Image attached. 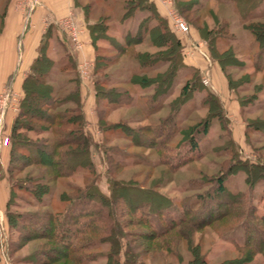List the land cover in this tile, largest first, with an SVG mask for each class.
Instances as JSON below:
<instances>
[{"label":"trees","instance_id":"trees-1","mask_svg":"<svg viewBox=\"0 0 264 264\" xmlns=\"http://www.w3.org/2000/svg\"><path fill=\"white\" fill-rule=\"evenodd\" d=\"M123 1L121 20L137 18L139 13L146 14L141 17L135 30L126 32L125 44H114L112 40L110 43L116 46L118 52L129 55L132 48L148 38L150 46L161 50L153 53L137 51L131 55V59L141 66L142 71H147L132 73L128 79H117L116 85L110 89H105L104 85L112 84L114 79L109 81L110 77L96 76L93 80L98 129L103 137L100 143L95 141L87 128L81 80L77 74H70L76 62L70 58L67 50V60L66 57L59 60L52 58L48 52V33L44 34L38 55L23 81V96L9 134V176L5 177L10 184L7 200L10 227L18 228L16 234L21 240L20 245L39 242L28 258L32 264H92L101 256H104L106 264H144L141 257L148 254H152L153 258L164 259V264H172V261L166 260V254L175 258L177 264H248L257 254L264 256V211L259 212L251 192L256 183L264 181V161L242 159L239 152L237 156L235 149L238 150L239 146L232 136L222 102L217 93L203 83L202 74L198 70H192L191 76L174 95L179 73L186 67L181 39L172 31L169 21L161 15L153 0ZM240 1L245 6L247 4L246 10L250 12L262 4L261 0ZM174 2L182 15L183 11L200 10L199 0ZM5 11L6 6L0 12V19ZM187 14L183 15L184 18L207 41L210 56L221 66L229 88L237 91L241 84L250 83L248 77L235 80L231 73V68H244L247 63L232 45L238 37L236 32L231 31L230 23L226 21L218 24L215 19V26L210 27L204 22L206 28H203L197 25L199 15L191 17L190 13ZM242 16L245 17L242 21L243 29L254 40L255 51L250 54L251 65L254 71L263 72L262 14L242 13ZM103 19L107 20V17ZM100 25L96 21L88 24L93 43L99 38L100 30L104 33L107 31V27L100 29ZM95 63V74L107 66L105 59H101L98 54ZM160 67L165 69L161 71ZM56 71L57 74L68 76L65 85L55 84L58 80ZM123 83L150 91L141 93L136 100L137 95L130 88H119ZM261 90L263 86L259 83L254 86L255 92L250 98L242 99L238 96L241 108H247L249 102L256 101ZM198 93H202L200 106L206 109V115L195 123L180 126L183 106ZM130 105L138 106L146 117H152L163 108H167V112L156 122L140 127L109 120L108 113L112 108ZM215 124L220 125L222 132L227 134L224 146L220 147L222 152L230 150L236 157L233 164L226 168L225 175L221 173L207 178V184L204 181L205 186H208L206 190L195 189L193 195L176 201L158 190L165 182L154 181L147 188L137 181L114 177L115 170L139 163L153 167L165 166L170 172H176L188 162L202 157V144ZM263 126L264 123L258 121L248 123L246 128L264 135ZM111 136H128L131 140L129 146L152 149L157 156L155 163L151 164L142 154H129L110 145L108 139ZM95 150L102 152L107 163L108 192L103 191L99 184L100 176L93 156ZM28 168H33V172L25 179H18L17 173ZM240 172L244 173L243 181L248 189H230L227 175ZM79 175L82 176V184L65 183L67 189L58 194L57 202L47 201V196L54 195L55 182L66 178L74 180ZM196 180L190 179V182ZM15 189L32 194L37 201L35 205L44 211L14 213L10 207L18 196ZM262 195L264 198V188ZM212 202L216 203V208ZM122 204L124 210H120ZM33 220L39 223L38 227ZM237 223H241L243 229L242 242L233 241L238 256L221 263L209 262L201 252L200 244H194L192 237L187 236L183 230L187 227L192 233L216 224L215 230L224 235ZM134 224L143 229H127ZM127 235L132 236V239H127ZM180 240H183L191 254L187 261L179 250ZM105 244L108 245L107 249L100 250ZM139 248L140 251L136 252L135 249Z\"/></svg>","mask_w":264,"mask_h":264},{"label":"rangeland","instance_id":"rangeland-1","mask_svg":"<svg viewBox=\"0 0 264 264\" xmlns=\"http://www.w3.org/2000/svg\"><path fill=\"white\" fill-rule=\"evenodd\" d=\"M10 0H1L0 2V12H3L5 9V6H7L8 2ZM112 1V0H111ZM173 3V6H175L174 0H170ZM182 2H189L191 0H180ZM199 0V6L200 10L198 12H186L183 11V15L187 14L189 16H195L199 15L197 25H200L203 28H206V25H204V22L209 24L210 27L215 26V19L216 23H224L229 22L232 26L231 31H234L237 33L238 40L234 41L232 43L233 47L236 49L237 53L242 57V59H245L247 65L244 68H231V73L233 75V78L235 80L244 79L245 77H248L250 80V83H247L246 85L243 83L241 84V88L237 91H233L230 89L228 99H223V94H221L226 115L229 117L230 124L229 127L232 132V136L237 143L238 150L235 149V153L238 156L242 155V159H251L252 161L257 160H263L264 161V135L261 132L257 131H250L248 127V123L251 122H258L264 123V71L263 72H257L254 71V68L251 65V59L250 54H252L255 51V47L253 48V37L246 32V30L243 29L242 21L245 20V17L242 16V13H255L262 14V17L260 18L262 21H264V0H261L262 4L255 9V11H248L246 10L247 4H243L240 0ZM29 0H19L20 5H25L28 3ZM79 3L83 5L84 11L87 14V17L85 18L88 22L89 20L93 23L100 22L99 28L105 26L107 27V30L105 33L101 30L99 31V38L95 39L98 45L95 49V56L98 54L101 59H105V62L107 63V66L101 70L99 74H95V56L94 59H90V62H92L91 65V73H92V84L93 80L96 76L100 78L110 77V80L113 83L112 84H105V89H110L113 85H116L117 79H128L129 76L132 73L136 72H146L147 70H143L139 64L134 61L131 55L135 54L137 51H149L150 53L156 52L158 50H161L160 48L150 46L148 43V38H145V42L138 44L136 47L132 48V52L127 54H122L118 52L116 49V46L114 44L122 43L125 44V35L128 30H135L136 26L138 25V22L141 20V17H143L146 13H139L137 18L134 19H127V20H121V16H119V13L117 14L116 9H118L119 12L122 13V6L124 5L123 0H117V2H113V5L111 7V12H109V3H103L99 0H79ZM164 14L163 16L165 19L169 21V25L172 29V31L176 34H179L180 38L181 35L183 36L182 39V53L184 56L185 52H189L188 56H198L199 59L202 60L203 64L206 65L205 73L202 74L201 79L203 77H206L208 80L207 86L211 87L212 89H218V83H216L211 80L210 78V70L212 69V64L210 62H214V60L211 58L207 41L202 38H199V41L203 43L202 51L199 50V48L196 50L194 49V42H195V36H191V32L189 34H181L174 30L172 27V23L169 20V17L167 16L166 12V6H163ZM26 9V13H30L31 5H29ZM34 8V6H33ZM178 14L182 16V18L186 21V23L190 27V31L193 29V32L196 30L192 27V25L184 18V16L177 10ZM75 15V14H74ZM215 16V17H214ZM103 17H107V20L103 19ZM251 18V17H250ZM76 23L81 27L82 33H81V39L83 40V35L86 34L88 30V25H84L82 22L79 21L77 16H75ZM249 19V17H248ZM257 19V18H255ZM104 20V21H103ZM122 21V25L118 21ZM81 23V24H80ZM208 28V27H207ZM56 29L60 31L62 34L64 41H66V49L70 53V58L72 57L74 61L76 62V67L73 69V73L71 72V75L77 74L80 78V74L78 71V64L82 62V60L78 59L77 51H80L81 48H76L72 40L68 37L66 33H64L58 25H56ZM104 30V31H105ZM230 31V32H231ZM134 32V31H133ZM197 35V32L194 33ZM230 35V33L228 34ZM114 41V44L112 45L110 42ZM84 44V41H83ZM222 47V45L220 44ZM56 50L54 51V57L56 56ZM162 51H166L165 49H162ZM199 55H198V54ZM191 54V55H189ZM66 57V54H65ZM66 60L68 57L65 58ZM193 59V58H192ZM191 59V60H192ZM58 60V57L56 58ZM103 63V61H101ZM103 65V64H102ZM104 66V65H103ZM161 71L165 69V67H160ZM192 74L191 69L184 68L180 71L179 76L176 81V89L174 94L178 92V89L184 85L186 82V79L190 77ZM56 76L58 78L57 82L55 83L57 86H63L64 83L68 81V76H63V74L59 73ZM81 80V79H80ZM224 86L227 85L226 79L222 78ZM90 82V81H89ZM246 83V82H245ZM261 84L263 86V90L259 92V97L254 102H249L247 105V108H236L238 104L235 103V100H237L238 96L242 99H248L254 94V86L256 84ZM217 88H216V87ZM130 88L132 92H134L137 96L135 97L136 100L139 98V95L143 92L150 91V89H143L140 87L132 86L128 83H123V85L119 86V88ZM7 90H11L15 92L12 88H6ZM227 89V88H226ZM202 93H198L195 98L190 100L185 106H183L181 115L179 118L180 126L186 125L188 123L192 124L197 121L203 116L206 115V109H203L200 106V99H201ZM21 102V97H20ZM19 102V106H20ZM234 103V105H233ZM96 106V105H95ZM235 108H233V107ZM238 107V106H237ZM13 112L14 110H10ZM9 111V112H10ZM19 109L15 112L18 113ZM8 112V113H9ZM95 112L97 113V106L95 107ZM167 112V108L160 109V111L157 114H154L152 117H146L145 113L139 109L138 106H122L120 108H112L110 112L108 113V118L111 122H124L129 123L132 126L140 127L142 125L148 124L150 122H156L160 116L165 115ZM6 116V125L2 129L1 136L2 135H8L10 140V131L11 129L8 128L7 123V117ZM264 127V126H263ZM246 129H248V132L246 133ZM264 129V128H263ZM89 133L93 136L95 141H98L102 143L103 137L100 132L98 131L97 127L94 125H90L88 128ZM222 129L220 125L215 124L213 128L210 131V134L208 135V138L205 142H203L204 152L200 153L202 157L188 162L181 168H179L176 172H170L167 167L165 166H158L153 167L152 165H144L143 163L135 164L132 166H127L126 168H122L120 170H115L116 173H113L114 177L126 180V181H137L140 184L145 185V187L152 186L154 184V181H157L158 183L165 182V185L163 187L158 188V190L162 193H164L166 196L173 198L176 201H182L184 198H187L194 193H196L195 189L199 191V189L206 190L208 186H205L208 181L207 178H211L213 176L222 175L221 173H226V168L228 165L233 164L234 158L236 157L235 153L226 150L222 152L221 148L224 146L225 140L227 139L226 132H222ZM221 133V134H220ZM224 133L223 137L221 136ZM130 134V133H129ZM130 138L128 136H122L119 138H114L113 136L108 139V142L110 145L117 146L119 150L129 153V154H142L144 158L148 159L152 163H155L157 156L156 153L152 149H143L139 147H132L130 145ZM9 149H10V141L8 145H3L0 142V184H4L5 180H7V196L9 199V193H10V184L8 182V164H9ZM204 153V155H203ZM94 156V163L95 167L97 169V172L99 173V184L103 191L108 192V181H107V163L104 161L102 152H99L98 150H95L93 153ZM237 165V164H236ZM7 167V168H6ZM31 169L28 168L25 171H21L17 173L18 179H25L29 173L33 172ZM2 171V172H1ZM5 171V172H3ZM4 175V176H3ZM7 175V177H5ZM225 175V174H224ZM229 178L227 180V185L230 189L234 190H245L248 189V186L245 185L243 181L244 173L240 172L238 174H231L227 175ZM7 178V179H6ZM190 179H197L195 182H190ZM82 176L79 175L74 180H68L66 179H59L53 186H55V192L54 195L47 196V201L49 202H57L58 194L67 189V186L65 183H79L82 184ZM205 181V183H204ZM264 188V181H260L254 185V187L251 189L252 195H254V203L257 204L259 212L264 211V198L262 195V191ZM6 189L4 190V192ZM247 191V190H246ZM15 192L17 193V198L14 203H12L10 209L16 213H42L44 211L43 208L35 205L37 201L35 200L34 196L29 193H25L24 191H21L19 189H15ZM214 208H216V203L212 202ZM64 206V205H63ZM123 204L120 205V210L123 209ZM7 204L3 207H0V264H32L28 258L32 255L34 250L36 249L37 245H39V242L32 241L24 245H20L21 240L17 236L18 228H11L8 217H7ZM21 220L19 219V223ZM35 222V223H34ZM33 223L37 225L38 222L33 220ZM218 225V223H216ZM216 224H212L210 226L203 227L199 231H195L191 233V230L189 231L187 227H185L184 233L187 234V236L192 237V241L194 244H200L201 252L206 256V259L211 263H221L223 261H226L228 259H233L238 256V252L236 250V246L233 241L242 242L243 239V229L242 224L237 223L235 224V227L231 230L225 233L224 235H220L216 230ZM127 229H143L140 225L134 224L127 227ZM17 231V232H16ZM178 237V236H177ZM127 239H132V236L127 235ZM134 247V243H132ZM17 247V248H16ZM108 245H102L100 247V250H106ZM178 248V247H177ZM141 248L135 249L136 252H139ZM176 249V247L174 248ZM179 250L181 251L183 258L185 261L189 260L191 258V254L188 251L187 247L185 246V243L183 240H180L179 242ZM167 259L172 261V264L176 263V259L172 256L165 255ZM144 264H164L163 260L161 258H153L152 254H148L145 257H141ZM92 264H106V260L104 256H101L99 259L94 261ZM248 264H264V256L262 254H257V256Z\"/></svg>","mask_w":264,"mask_h":264},{"label":"crops","instance_id":"crops-1","mask_svg":"<svg viewBox=\"0 0 264 264\" xmlns=\"http://www.w3.org/2000/svg\"><path fill=\"white\" fill-rule=\"evenodd\" d=\"M99 1L103 3H109V12H111V2H117V0ZM153 1L156 3L158 11L161 13V15H163L164 7L160 1ZM29 5H31V9H29L30 13H26V9H28L27 7ZM32 6L33 1L31 0H29V2L25 5H20L19 0H10L6 6L4 15L0 19V92L7 87H10L20 95L21 99L23 96V81L28 75L33 62L38 55V50L45 33H48L49 55L54 59L58 57V60L65 57L67 50L65 47L66 41H64L60 31L56 29L58 19L66 16L69 13H73L75 16H77L80 22L86 25V27L88 24L93 23L90 20L88 22L86 21L84 14L86 12L84 11V6L79 3V0H36L34 8ZM118 9H120V7L116 9V13H119V16H121L122 13L119 12L120 10L118 11ZM118 22L120 25H122V21L119 20ZM190 32L191 36H195L194 49L196 50L198 47L199 50L202 51L204 44L199 41V38L201 39L200 35L197 31H195L197 32V35H195L193 29ZM176 35L180 38L179 34L176 33ZM180 39L185 41L186 38L183 39V36L181 35ZM83 41L84 44L82 49L77 51L78 59H94L95 45H98V43L96 41L93 43L88 30L86 34L83 35ZM55 49H57L55 53L57 57L53 56ZM188 53L189 52H185L183 56V62L186 65L185 68L191 70L196 69L201 74H204L206 70L205 63L203 64L201 59L198 61V59H196L198 56L193 54L192 56L187 57L186 55H188ZM210 64H212V69L209 72L210 78L216 83V85L218 83L217 86L219 91L216 89L213 90L219 96L225 110L221 94H223V99L230 98V88L228 86V82L226 86L223 84L222 78L225 80L226 76L223 73L219 63L214 61L213 63L210 62ZM80 89L81 98L83 101V109L87 120V128H89L90 125H94L98 129L99 117L98 113L95 112L96 97L92 81L86 82L81 80ZM235 103L238 104V107L235 106L237 109L239 107L241 108L238 99L235 100ZM8 114V128L11 129L17 112L10 111ZM227 118L229 120L228 116ZM7 184V180H5L4 184H0V207H3V204H7ZM5 189L6 191L4 192Z\"/></svg>","mask_w":264,"mask_h":264},{"label":"built area","instance_id":"built-area-1","mask_svg":"<svg viewBox=\"0 0 264 264\" xmlns=\"http://www.w3.org/2000/svg\"><path fill=\"white\" fill-rule=\"evenodd\" d=\"M33 1V6L36 3V0ZM162 6H166L167 16L172 23V27L178 33L189 34L190 27L186 23V21L182 18L181 15L178 14L177 9L173 6L172 1L170 0H159ZM32 6V7H33ZM57 25L60 29L68 35V37L72 40L76 48H81L83 46V40L81 39V33L83 32L81 27L76 23L75 15L73 13H69L66 16L58 19ZM91 65L92 62L90 60H82L78 64V71L80 74V79L82 81H92V73H91ZM205 85L208 84V80L206 77L202 79ZM20 95L17 92H13L11 90L4 89L0 92V142L3 145L9 144L8 135H2V129L6 125V116L10 110L17 111L19 109Z\"/></svg>","mask_w":264,"mask_h":264}]
</instances>
